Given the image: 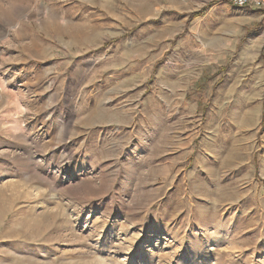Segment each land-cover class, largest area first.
I'll list each match as a JSON object with an SVG mask.
<instances>
[{
	"label": "rangeland",
	"instance_id": "374dc122",
	"mask_svg": "<svg viewBox=\"0 0 264 264\" xmlns=\"http://www.w3.org/2000/svg\"><path fill=\"white\" fill-rule=\"evenodd\" d=\"M221 4L0 0V264H264L262 93L180 20Z\"/></svg>",
	"mask_w": 264,
	"mask_h": 264
},
{
	"label": "crops",
	"instance_id": "0c3cea01",
	"mask_svg": "<svg viewBox=\"0 0 264 264\" xmlns=\"http://www.w3.org/2000/svg\"><path fill=\"white\" fill-rule=\"evenodd\" d=\"M221 10H223L224 19L213 20L212 14ZM226 12L230 15H226ZM191 13L194 18L191 21V29L188 30V37L199 42L198 50H205V46L202 45L204 44L202 41H205L202 40L204 34L219 43V48L216 50L215 47L209 48L211 54L207 56L208 59L226 60L234 56V62L223 75V82L225 81L227 86L239 87L243 79L246 89L251 92H261L259 101L263 112L264 9L235 7L230 3L221 4L212 6L204 12H201L199 8L189 10L180 15V20H186ZM261 151L264 155V147Z\"/></svg>",
	"mask_w": 264,
	"mask_h": 264
},
{
	"label": "built area",
	"instance_id": "2783aa9c",
	"mask_svg": "<svg viewBox=\"0 0 264 264\" xmlns=\"http://www.w3.org/2000/svg\"><path fill=\"white\" fill-rule=\"evenodd\" d=\"M229 3L235 7L264 8V0H229Z\"/></svg>",
	"mask_w": 264,
	"mask_h": 264
}]
</instances>
